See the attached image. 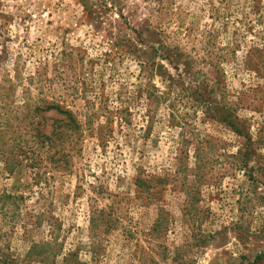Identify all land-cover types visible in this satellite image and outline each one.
Listing matches in <instances>:
<instances>
[{"label":"rangeland","instance_id":"1","mask_svg":"<svg viewBox=\"0 0 264 264\" xmlns=\"http://www.w3.org/2000/svg\"><path fill=\"white\" fill-rule=\"evenodd\" d=\"M0 264H264V0H0Z\"/></svg>","mask_w":264,"mask_h":264},{"label":"trees","instance_id":"2","mask_svg":"<svg viewBox=\"0 0 264 264\" xmlns=\"http://www.w3.org/2000/svg\"><path fill=\"white\" fill-rule=\"evenodd\" d=\"M57 112L65 114L63 118H54L53 121V128L50 133V135L47 136V138L53 142L52 140H55L53 138L57 137L58 139L60 137L67 136L68 133H72L73 131L78 129V122L76 119L72 116L70 111L67 110H61L60 108L56 107ZM235 128V126H234ZM70 135H68L69 137ZM61 155L63 156V159L66 157V153H64V150L61 149ZM93 217H91V221H93Z\"/></svg>","mask_w":264,"mask_h":264}]
</instances>
